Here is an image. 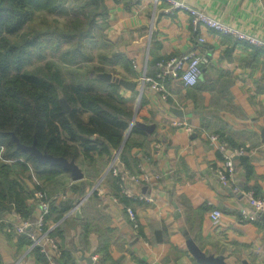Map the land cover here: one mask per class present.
Returning a JSON list of instances; mask_svg holds the SVG:
<instances>
[{
  "label": "crops",
  "instance_id": "crops-1",
  "mask_svg": "<svg viewBox=\"0 0 264 264\" xmlns=\"http://www.w3.org/2000/svg\"><path fill=\"white\" fill-rule=\"evenodd\" d=\"M186 1L264 35V0ZM102 3L105 20H99L109 44L96 48L126 58L114 66L125 81L136 83L145 67L153 75L156 62L198 46L209 61L197 86L188 89L171 83L167 99L151 89L141 99L137 121L148 140L132 154L139 152L140 165L159 178L144 189L125 178L128 189L150 199L130 198L139 227L134 228L125 205L107 180L100 178L91 186L98 184V190L80 206L81 216L74 211L66 220L60 243L73 251L77 264H88L82 257L92 255L96 264H200L192 254L194 246L227 264H264V214L254 220L242 214L243 208H249L246 188L264 196V49L207 28H202L206 41L199 44L191 16L183 10L166 13L165 1L158 5L153 0ZM135 89L122 88L126 96ZM176 121L188 123L192 130L175 125ZM211 134L246 150L236 161L229 187L218 180L222 155ZM244 157L250 171L242 162ZM215 209L222 212L216 222L211 218ZM33 211L35 222L40 207ZM3 222L17 223L10 213ZM1 227L0 264H36L11 228Z\"/></svg>",
  "mask_w": 264,
  "mask_h": 264
},
{
  "label": "trees",
  "instance_id": "trees-1",
  "mask_svg": "<svg viewBox=\"0 0 264 264\" xmlns=\"http://www.w3.org/2000/svg\"><path fill=\"white\" fill-rule=\"evenodd\" d=\"M102 2L0 0V226L11 228L26 246L32 243L29 233L35 224L19 234L14 225L3 222L5 214H13L16 222L21 218L35 223L33 209L40 207L35 192L42 191L51 204L47 221H61L107 171L123 145V167L118 165V175L108 173L105 180L125 207L131 201L121 194V185L126 186L125 178L139 171V152H132L145 147L148 136L136 120L126 137L135 116L137 82L135 92L126 96L122 81L128 79L117 70L109 71L126 58L95 53L98 44H109L99 20H105ZM58 61L85 72L64 73ZM158 71L156 62L152 76ZM107 73L112 74L109 80L103 77ZM32 146L85 167L86 179L73 181L63 166L40 161ZM242 162L250 171L248 159ZM246 189L260 196L256 189ZM57 192L67 197L53 199ZM32 199L35 203L30 204ZM68 218L52 233L59 257L37 247L32 251L36 264H77L73 251L60 243Z\"/></svg>",
  "mask_w": 264,
  "mask_h": 264
},
{
  "label": "built area",
  "instance_id": "built-area-1",
  "mask_svg": "<svg viewBox=\"0 0 264 264\" xmlns=\"http://www.w3.org/2000/svg\"><path fill=\"white\" fill-rule=\"evenodd\" d=\"M161 1H165L169 4L168 7L165 8L166 13H173L177 10H183L191 16L192 29L197 36L199 44H203L206 41L205 37L202 35V28H207L214 32L229 36L239 42L264 49V35L260 36L251 33L250 31L243 29L236 24L223 20L221 17L210 14L203 9L194 7L186 0H153L156 5H158V3ZM208 61V56L202 54L198 46L196 49H193L189 52L171 56L167 59L158 61L157 67L159 68V71L155 76L149 75L147 68L145 67L137 79L138 95L135 106L141 102L144 93L148 89L158 92L163 97V99H167L170 95L168 86L171 83H179L185 88H192L196 86L201 80L203 68L208 63ZM136 120L135 113V116L130 123L129 130L126 133V137L131 132ZM174 124L177 126H183L187 131L192 130V127L188 123L176 121ZM209 138L211 142L217 144L222 155V165L217 169L218 180L223 186L229 187L236 172V161L246 154V150L244 147L230 145L227 141L221 140L216 134H211ZM123 147L124 145L121 147V149L114 153L113 159L106 171V175L112 172L114 176H117L119 173L117 166L119 165L121 168L123 167V164L120 161ZM105 177H102V181L105 180ZM158 178L159 176L152 174L147 170V167L142 164L139 166V171L132 173L129 179L134 184L141 186L143 183L149 184ZM121 187V194L124 196L140 201L150 200L141 192L135 193L124 185H121ZM98 188L99 187L97 184L86 194V196L82 198L80 203H78L74 209H72L61 221L58 222L47 221V217L51 212L50 200L46 198L45 193L42 191H36L35 197L40 201L41 213L34 225L33 232L29 233L32 243L27 247L28 253H32L35 248L40 247L41 251L43 252H49L51 250L54 256H59V244L52 236V233L66 218L73 215L76 208L84 204V202L87 201L91 195L98 190ZM237 190L238 188H235V191ZM246 196L248 197L249 208H243V216L250 220H254L257 218L258 214H264V196L256 197L253 191H248ZM66 197L67 195L61 193L55 194L52 198L60 200ZM126 212L132 221L134 228L137 229L139 227V222L135 210L131 206H126ZM221 217L222 212L220 210L215 209L212 211L211 218L213 221L216 222ZM32 225L33 224H31V222L28 220H22L19 218V221L16 223L15 227L19 234H24L26 230L31 229ZM51 264L54 263L51 262Z\"/></svg>",
  "mask_w": 264,
  "mask_h": 264
},
{
  "label": "water",
  "instance_id": "water-1",
  "mask_svg": "<svg viewBox=\"0 0 264 264\" xmlns=\"http://www.w3.org/2000/svg\"><path fill=\"white\" fill-rule=\"evenodd\" d=\"M103 77L107 80L111 79L112 74L107 73L104 74ZM123 86L128 89H135L136 83L134 82H129V81H122ZM31 151L35 153V155L38 157V159L42 162H50L52 164H57L63 166L66 170L70 171L72 180L73 181H79L84 178V174L81 172L79 167L74 161H68L65 158H55L49 154H43L40 150H38L35 146L29 147ZM82 199L79 200V203ZM82 206V205H80ZM80 206H78L75 210V215L77 217L81 216V209ZM193 256L198 260L200 264H227L225 261L222 259H218L213 255H207L203 251H201L198 247H192L191 249ZM92 255L91 257H85L83 256L82 258L87 261L88 264H96L94 262Z\"/></svg>",
  "mask_w": 264,
  "mask_h": 264
},
{
  "label": "rangeland",
  "instance_id": "rangeland-1",
  "mask_svg": "<svg viewBox=\"0 0 264 264\" xmlns=\"http://www.w3.org/2000/svg\"><path fill=\"white\" fill-rule=\"evenodd\" d=\"M100 51H102V49L100 48V49H97V50H95V52H100ZM103 52V51H102ZM104 53V52H103ZM59 62V61H58ZM59 64V66H60V68H61V70L64 72V73H68L69 71L70 72H74V73H76V74H78L79 72H82V73H84L85 72V70H78V68H75V67H72V66H68V65H64L63 63H61V62H59L58 63ZM88 66L89 65H87V68L86 69H88ZM113 70H115V69H113L112 67H111V69L109 70L110 72H112ZM139 107H140V103H138L136 106H135V113H138V111H139ZM130 134V133H129ZM78 167H79V169L81 170V172L84 174V170L86 169L85 167H80L79 165H77ZM103 172H105V170L103 171ZM93 174V173H92ZM105 175H106V172L105 173H103L102 174V176H101V178L102 177H105ZM93 188V187H92ZM91 188V189H92ZM91 189H89V191L91 190ZM88 191V192H89ZM96 192V191H95ZM58 193H60V192H57V193H55V194H58ZM94 194V193H93ZM92 194V195H93ZM91 195V196H92ZM86 196V195H85Z\"/></svg>",
  "mask_w": 264,
  "mask_h": 264
}]
</instances>
